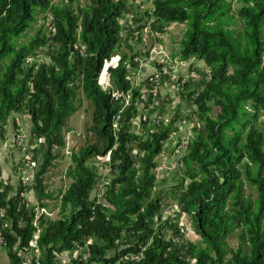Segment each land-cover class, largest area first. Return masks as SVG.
Here are the masks:
<instances>
[{
	"label": "trees",
	"instance_id": "trees-1",
	"mask_svg": "<svg viewBox=\"0 0 264 264\" xmlns=\"http://www.w3.org/2000/svg\"><path fill=\"white\" fill-rule=\"evenodd\" d=\"M150 1L152 8L140 17L128 0H89L77 7L73 0H0V139L6 140L11 117H30L33 158L27 163L37 166L34 189L41 205L50 197L45 176L66 148L65 128L79 111V89L93 107L86 132L98 142L71 156L62 219L39 220L41 262L59 264L58 256L93 239L90 258L73 264H115L153 239L141 264H187L188 258L195 264H264V0ZM127 17L132 20L123 25ZM39 18L47 24L21 44ZM174 24L187 27L179 60L203 63L210 79L196 92L194 79L182 85L183 102L194 107L196 119L179 161L182 179L171 195L159 184L158 158L183 123L182 107L166 122L161 94L148 93L146 82L135 87L128 65L136 67L141 58L135 47L142 36L135 37L134 26L161 35ZM107 78L111 86L104 87ZM141 115L147 121L136 133ZM106 173L110 208L94 210L93 192ZM26 190L22 182L14 192L0 181L1 224L14 264H22L20 252L29 250L37 232L36 207L28 205ZM173 200L193 221L200 243L168 241L167 229L180 236L173 218L155 235L156 218L161 222ZM234 235L237 249L228 243Z\"/></svg>",
	"mask_w": 264,
	"mask_h": 264
},
{
	"label": "rangeland",
	"instance_id": "rangeland-1",
	"mask_svg": "<svg viewBox=\"0 0 264 264\" xmlns=\"http://www.w3.org/2000/svg\"><path fill=\"white\" fill-rule=\"evenodd\" d=\"M57 2L65 1L66 3L69 2V0H56ZM74 6L77 7L78 5L85 6L88 4L89 0H73ZM131 3V5H134V11L139 13H144L145 11L148 12L151 8V1L150 0H134L128 1ZM138 5V7H137ZM240 8L239 4H235L234 11H237ZM145 15V14H144ZM144 17V16H143ZM129 22L128 20L122 21L121 23L123 25H126V23ZM47 23L43 21L42 18H39V22L34 26L33 30L30 31L25 38L21 40V44H28L37 34V32ZM142 26H139L136 29H141ZM144 28V27H143ZM142 28V29H143ZM187 27L185 25H171L167 27L166 34H156L153 32H149L147 30L141 31V33L145 36L147 35L148 45H147V53L143 52V50L139 47L138 50L135 51L136 53H139L138 56L141 58H145L147 54L149 55V50L153 45L161 44L165 46L164 48L169 53V55L176 59L178 57V53L180 51V41L182 40L183 34ZM48 33V28L46 30ZM19 42V40L15 41ZM137 42H135L136 44ZM139 44H137L138 46ZM149 48V49H148ZM129 56L132 58V54H129ZM197 63L195 61L189 62L186 64H180L175 65L176 70L172 72V79H166L164 83H162L161 86V111L163 113V117L165 118L166 122L171 120L177 113V108L179 106L182 107L181 109V117H183V123H178V133L173 135V139L167 144L165 148V152L160 156L158 159L160 161L159 168L157 169V175L159 178V184H162L164 181H166L167 185L163 189L167 194L172 195V189L175 187L177 181L180 182L182 179V165L179 162L184 157V153H181L177 156L173 155V152L175 150V147L179 144H183L188 142L193 137L192 129L194 127V121L196 118L193 117L194 107L190 106L189 104L183 102V100H186L184 97L181 96L182 93V84H180L179 80H184V82H188L193 78L194 72L193 69H191V64ZM136 72V73H135ZM132 82L136 84V81H138V70L134 69V72L130 74ZM139 81L138 83L144 85V81ZM111 81L109 78H107L105 86H111ZM162 88L164 91H162ZM191 91H194V89H191ZM168 94V95H167ZM146 97H148V93L145 94ZM187 96V95H186ZM77 106L79 107V111L73 115L65 128V135H66V141L69 143V147H71L73 153H78L81 149L88 145H96L97 139L93 134H88L86 132L87 127H90L92 125V115H93V107L89 101H87L84 97L83 91L81 89L78 90V98H77ZM218 109L215 110V114H218ZM145 114V113H144ZM147 114V113H146ZM159 113H156L153 117H158ZM144 117V116H142ZM69 132V134H67ZM140 133V130L138 131ZM30 141V140H28ZM12 138L10 144H12ZM181 144V145H182ZM17 150V149H16ZM71 151V150H69ZM176 151V150H175ZM67 150H62L60 152V158L57 160L51 169L52 176L48 181H53L58 183V185L55 187V196H58L59 192L62 191L63 187L66 185H70L71 181L66 178V172L68 168L72 165L71 162V155H67ZM63 155V156H62ZM41 156V154H40ZM42 158V157H41ZM42 163V162H41ZM94 164L100 169L103 167L104 163L102 161L94 160ZM168 180V181H167ZM176 180V181H175ZM174 184V185H173ZM164 185V184H162ZM171 196L169 195V198ZM55 203L52 206H58V202L55 198ZM186 227H188L192 232L193 236H189L187 238H184V240L190 241L192 243L198 244L201 242V238L196 234L193 221L188 218V221L183 222ZM184 241V242H187ZM230 247L232 249L238 248V237L237 235L232 236L228 241Z\"/></svg>",
	"mask_w": 264,
	"mask_h": 264
},
{
	"label": "built area",
	"instance_id": "built-area-1",
	"mask_svg": "<svg viewBox=\"0 0 264 264\" xmlns=\"http://www.w3.org/2000/svg\"><path fill=\"white\" fill-rule=\"evenodd\" d=\"M125 20H128L130 22L132 19L127 17V18L121 20V22L122 21L124 22ZM129 22H127L126 24L128 25ZM136 28H138V27L134 26V28L132 29L134 31L135 37L140 38V36H142V38H143V35H141V33L138 32L137 31L138 29H136ZM76 49H78V47H76ZM145 53H147V50L145 51ZM142 60L143 61H140L139 59L135 58L134 62L140 66H142V65L144 66L145 62L148 63L149 60L150 61L153 60L156 63L155 72L153 74H151L150 76H148L145 81L143 80L144 82L147 83V85H149L151 87L150 90L148 91V93L153 95L155 98H157L161 94V86H162L163 81L164 80L166 81V79H172V77H173L172 72L177 69L175 65H180V64L188 65L187 63L181 62L177 58L173 59L169 55V53L166 51V49L162 46H159V45H153V47H151L149 50V55L147 54V56L145 58H142ZM196 64L197 65H194V66L197 68L198 63H196ZM191 66H192V64H191ZM193 68L194 67L192 66L191 69H193ZM128 70H129L128 80L135 87H138L136 85L139 84L138 82L140 81L139 75H138V79H137L138 81H136V84H134L132 82L133 80L130 77V74L132 72H134V67H132L131 65H128ZM140 70L141 69H139V72H140ZM207 75H208V78L210 79V71L207 72ZM186 82H184V80H183L182 85L186 84ZM104 86H105V84H104ZM131 101H132V99H131V96L129 95L126 98L125 107H124L125 109L130 106ZM141 116H144V117H141V118L139 117L137 120L134 121V129H135L136 133H138V131L141 130V128H142L141 122L147 121L146 115H141ZM15 124L18 127V130L15 131V133H14V140L12 143L13 147L20 149L23 153L27 154V161H31V159L33 158V155L30 154V151H31L30 142L28 141L27 136L20 129V122L18 119L15 120ZM116 127H117V125H116ZM181 144H179L177 146V148L175 147V150H176V151L174 150L175 156H177L181 153H185V151L188 147V142L183 143L182 145ZM66 148L68 151L67 155H71L72 153L69 154L70 151L68 150V147H66ZM36 169H37V166L35 164H31V165L28 164L27 170H25L23 172V177L21 179V182L23 183L24 187L28 188L29 185L35 184ZM107 179H108V173H106V175H104V177L102 178V180L98 186V189L93 192L94 210L99 208V207L110 208L109 205L105 201L106 188L109 185V180H107ZM177 205L176 204L167 205L164 208L161 222L159 221L158 218H156V221H155L156 222L155 235H158L160 226L165 224L169 218H173L172 224L179 227L180 236L176 237V235L172 229H167L166 236H167L168 241H172L175 244H179L180 241L181 242L187 241V240H184V238H187L189 236H193V232L188 227L183 225L184 224L183 222L184 221L187 222L189 217H187V215L185 213H182L181 208ZM4 216H5V213L3 211H0V247L6 246V241H5V238L3 235V230H4L5 226L1 224L3 222ZM42 217L51 218L52 214H50L44 208H40L37 206L36 207V218L34 221V226L37 228V232L34 234L33 239L30 241L29 250L27 251V252H29V253L31 252L33 254V257L31 260L33 262V264H42V262H41L42 252H41V249L39 247V240H40V236H41V232H42L41 228H39V220ZM93 220H94V218L92 219V221ZM92 241H94V240L89 239L87 241V243L85 244V248L81 249L83 251H86V253L84 255H81V256H83V258L85 260H88L90 258V255H89L90 250L89 249L92 245H94V244H92L93 243ZM152 244H153V239H151L148 242V244L146 245L145 248H141L138 253L130 254L128 256L122 257L115 264H141L145 258L146 251L148 249H150ZM75 249L80 250V248H78V247H76ZM27 252H26V254H27ZM21 254L22 253L20 252V256H21ZM63 255L58 256V258H57V261L59 262V264H73L74 261L78 260L79 257H81V256H79L76 260H73V261L70 260L68 262H65L62 260ZM186 263L187 264H195V261L188 258Z\"/></svg>",
	"mask_w": 264,
	"mask_h": 264
},
{
	"label": "crops",
	"instance_id": "crops-1",
	"mask_svg": "<svg viewBox=\"0 0 264 264\" xmlns=\"http://www.w3.org/2000/svg\"><path fill=\"white\" fill-rule=\"evenodd\" d=\"M131 1H134V0H131ZM150 8H152V4H151ZM145 13H146V11L143 14L139 13V15H141L140 17H143ZM146 30L148 31V28H146ZM144 31H145V29H144ZM148 43L149 42L147 40V35H145V36L143 35L142 42L138 46H139V48L142 47L141 49L143 50V52H145L147 50L146 48H147ZM155 45H157V44H155ZM159 46L165 47L161 44H159ZM176 58L179 60V56ZM137 59H139L140 61H143L142 58H137ZM197 63H198V67L196 68L194 66V68H193L194 69L193 70L194 75L192 78V79H194L193 80L194 82L192 85L195 88V92H196V89L200 85L202 86L203 81L207 80V78H208L207 72L209 71V68L206 67L203 63H200V62H197ZM155 68H156V63L153 60L152 61L149 60L148 63L145 62L144 66L143 65L140 66L137 64L136 67H134V69L138 70V75H139L140 81H141V79H143L145 81L148 76H150L151 74H153L155 72ZM139 69H141L140 72H139ZM196 69H200L201 71L197 72V71H195ZM136 86H141V84H137ZM142 91H143V94H145L144 88ZM162 91H164L163 88H162ZM145 97H146V95H145ZM17 119L20 122V129L27 136L28 140H31V138H30L31 130H32L31 119L29 116L22 115V114H17V115H14L13 117H11V119L8 121L7 125L5 126V138H6V140L2 141L0 139V179H1L0 181L3 183L4 186L10 185L13 188L14 192H16L18 190V188L21 184V179L23 177V172L25 170H27V166H28L27 154L23 153L20 149L14 148L13 144H10L11 138H12V141L14 140V133H15L14 121ZM67 134H69V133H67ZM66 147H68V150H71L69 152V154L72 153L71 154V156H72L73 151H72L71 147H69V143H67ZM65 150H67V148H65ZM164 152H165V150H164ZM172 152H173V155H175L174 151H172ZM51 169L49 170V173L45 176V185L47 187V194L50 197L45 198L42 201V205H41L39 203L40 202L39 201V195L35 192L34 185L32 184V185H29V187L26 190V199H27L28 204L31 207H37L38 206L40 208H44L50 214H52L51 218L45 217L46 219H49L52 221H57V220L62 219V209H61L62 195L61 194L65 193L68 190L70 185L65 184V187H63L62 191L59 192L58 196H55L54 191H55V187L58 185V183L53 182V181H48V179H50L52 176ZM66 174H67V172H66ZM104 175H106V174H104ZM66 178H67V176H66ZM163 184L164 185L161 186V189H164L166 187V185H167L166 181H164ZM178 184H179V182L177 181L176 185H174V184L173 185L176 187ZM175 187H174V189H175ZM55 198H56V201L58 202V206H52L55 203L54 202ZM176 203L178 204L177 201L175 202L173 200V204H176ZM92 242H91L92 244L96 243L95 240ZM21 253H22L21 254L22 264H33V262L31 261L33 254L31 252L30 253L27 252V254L23 253V252H21ZM85 253H86V251H83L81 249L80 250L75 249L71 253L66 252L62 257V260L65 262H68L70 260L73 261V260H76L79 256L84 255ZM114 255H115V252H112L109 254V257H114ZM0 264H14V260L10 256V252L6 246L0 247Z\"/></svg>",
	"mask_w": 264,
	"mask_h": 264
}]
</instances>
